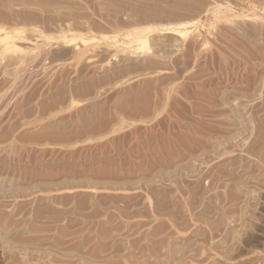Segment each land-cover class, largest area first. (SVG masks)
<instances>
[{"label": "rangeland", "instance_id": "rangeland-1", "mask_svg": "<svg viewBox=\"0 0 264 264\" xmlns=\"http://www.w3.org/2000/svg\"><path fill=\"white\" fill-rule=\"evenodd\" d=\"M5 32L0 264H264V0H0Z\"/></svg>", "mask_w": 264, "mask_h": 264}, {"label": "bare ground", "instance_id": "bare-ground-1", "mask_svg": "<svg viewBox=\"0 0 264 264\" xmlns=\"http://www.w3.org/2000/svg\"><path fill=\"white\" fill-rule=\"evenodd\" d=\"M171 31H172V33H171ZM171 31H166L165 34H173L174 31L173 30H171ZM18 35L19 34H17V33H15L14 35H12V33H9V32L3 33V35H1V37H0V47H2L4 49V51H7L9 49V47L14 44L15 40L20 39L18 37ZM8 234H9V231L0 229L1 237H7Z\"/></svg>", "mask_w": 264, "mask_h": 264}]
</instances>
